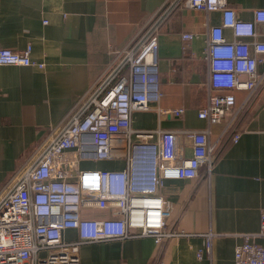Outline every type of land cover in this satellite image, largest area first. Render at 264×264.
Here are the masks:
<instances>
[{
  "label": "crops",
  "instance_id": "obj_1",
  "mask_svg": "<svg viewBox=\"0 0 264 264\" xmlns=\"http://www.w3.org/2000/svg\"><path fill=\"white\" fill-rule=\"evenodd\" d=\"M165 1L0 0V47L19 51L30 46L33 61L44 64L42 69L0 66V189L31 162L53 128L111 64L114 53L133 40ZM228 4L242 21H252L254 11L264 9V0ZM220 23L219 12L182 9L162 27L157 52L160 101L148 111L132 113L134 130L209 128L216 143L210 172L203 166L194 179L164 181L161 195L171 209L166 230L177 236L159 244L150 237L85 244L79 251L81 264H235V248L244 235L260 231L264 85L250 97L246 91L235 92L241 112L230 128L209 126L198 117L208 99V31ZM186 33L195 36L184 40ZM224 34L233 39L231 30ZM179 109L184 112L178 117L172 112ZM185 147L186 157H191L188 139ZM81 167L123 169L125 161ZM63 238L78 240V234L66 230Z\"/></svg>",
  "mask_w": 264,
  "mask_h": 264
},
{
  "label": "built area",
  "instance_id": "obj_2",
  "mask_svg": "<svg viewBox=\"0 0 264 264\" xmlns=\"http://www.w3.org/2000/svg\"><path fill=\"white\" fill-rule=\"evenodd\" d=\"M182 9L221 13L206 41L208 99L198 117L230 128L241 108L236 91L252 96L264 85V9L239 20L228 0H166L133 40L53 128L28 165L0 189V264H81L82 245L150 237L157 244L177 236L161 195L167 179H194L215 164L211 130H134L132 113L159 103L157 66L162 27ZM231 30L233 39L224 32ZM195 35L186 33L184 40ZM31 47H0V66H38ZM244 107H242L243 109ZM184 110L172 112L181 116ZM171 114V112H169ZM192 156L186 157L185 140ZM239 135L234 137L238 141ZM125 161L123 169L82 168V163ZM75 230L78 240H65ZM257 239H261L260 243ZM235 264H264V213L260 231L244 235Z\"/></svg>",
  "mask_w": 264,
  "mask_h": 264
},
{
  "label": "trees",
  "instance_id": "obj_3",
  "mask_svg": "<svg viewBox=\"0 0 264 264\" xmlns=\"http://www.w3.org/2000/svg\"><path fill=\"white\" fill-rule=\"evenodd\" d=\"M245 109H246V108L243 109V112H245V111H244ZM243 114H244V113H243ZM231 131L233 132V133H232L233 135L237 132V127H236V125L232 127Z\"/></svg>",
  "mask_w": 264,
  "mask_h": 264
}]
</instances>
